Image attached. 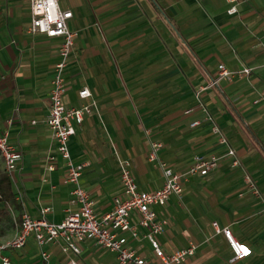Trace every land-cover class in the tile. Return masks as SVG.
<instances>
[{
  "label": "crops",
  "instance_id": "0c3cea01",
  "mask_svg": "<svg viewBox=\"0 0 264 264\" xmlns=\"http://www.w3.org/2000/svg\"><path fill=\"white\" fill-rule=\"evenodd\" d=\"M59 3L73 10L69 25L78 31L65 69V102H94L69 146L75 162H89L81 182L99 214L122 190L121 159L131 160L139 187L152 190L165 180L160 161L185 170L196 154L217 155L210 173L190 175L182 195L174 193L165 206H156L170 218L158 239L167 251L196 242V252L183 264H264V0H239L233 13L228 0ZM30 20V0H0V131L8 130L9 140L24 153L10 176V238L24 210L40 216L49 207L45 215L60 222L77 205L46 122L62 38L29 32ZM222 62L234 74L203 92L205 109L195 89L218 76ZM244 66L252 70L240 75ZM85 86L92 95L81 97ZM208 113L236 148L241 165L231 164ZM195 119L201 122L192 126ZM154 140L163 143L158 161L148 156ZM52 161L56 167L49 169ZM0 163L5 171L1 158ZM246 172L262 195L251 190ZM214 220L231 226L252 253L232 260L233 250ZM130 243L154 256L149 240ZM43 249L51 252V263L65 264L67 254L59 245L41 246L33 234L22 248L6 252L13 264H48ZM81 257L87 264H121L115 251L91 239L83 242Z\"/></svg>",
  "mask_w": 264,
  "mask_h": 264
},
{
  "label": "built area",
  "instance_id": "2783aa9c",
  "mask_svg": "<svg viewBox=\"0 0 264 264\" xmlns=\"http://www.w3.org/2000/svg\"><path fill=\"white\" fill-rule=\"evenodd\" d=\"M230 13L238 11L239 0H228ZM31 20L28 31L31 33H45L48 36H60L62 38L59 46L60 58L56 63L55 74L52 78V87L48 97V114L46 122L52 130V135L57 143V149L65 167L64 180L72 185L73 201L77 204L71 209L66 217L60 222L51 221L46 215L50 208L44 207L40 216H34L24 210L19 220V227L16 234L6 243H0V264H13V260L6 250L22 248L27 238L33 234L39 245L57 244L67 254L65 264H87L81 257L83 242L91 239L97 244L115 251L121 264H183L186 259L196 252L198 244L190 242L186 246L177 247L167 251L158 239V235L166 230L170 218L160 213L156 206H165L170 196L174 193H184L185 181L192 174L207 175L218 165L219 156H206L196 154L192 164L185 170H175L169 164L160 161L164 172V183L162 186L152 189H141L136 181L132 162L127 158L121 159L120 179L122 190L113 198V206L99 214L90 191L82 184L81 174L88 161L75 162L69 146L72 134L76 132L77 124L83 122L85 115L93 111V101L83 103L79 106H68L64 96L68 88L66 78V66L69 63L70 55L75 48L78 31L69 25L73 16V10L63 9L59 0H30ZM251 66H244L238 73L249 74ZM234 71L228 68L223 62L219 64V74L201 83L195 89L196 99L205 109L202 100L203 92L215 85L221 76H231ZM89 87L85 86L80 90L81 97L91 96ZM191 109H188L190 111ZM211 121L213 132L218 135L219 141L227 145L226 155L231 156V164L239 166L242 160L228 139V136L217 124L213 116L208 113L206 116ZM201 122L195 119L192 126ZM163 143L154 140L151 143L149 158L158 161L159 149ZM23 149L17 147L9 140V131H0V158L3 167L9 175L18 166L23 158ZM1 167V163H0ZM49 169L56 167L55 162L49 164ZM246 179L252 191L262 195L261 188L256 180L247 172ZM264 209V208H263ZM217 232H223L232 250V260L246 257L252 253L251 246L239 240L233 233L231 226L221 225L218 220L213 221ZM149 240L152 245L154 256L146 257L130 243V239ZM51 252L48 249L42 250V257L51 263Z\"/></svg>",
  "mask_w": 264,
  "mask_h": 264
},
{
  "label": "trees",
  "instance_id": "16d2710c",
  "mask_svg": "<svg viewBox=\"0 0 264 264\" xmlns=\"http://www.w3.org/2000/svg\"><path fill=\"white\" fill-rule=\"evenodd\" d=\"M6 171L0 169V201L3 206L0 207V215L10 213V199L14 197L12 180Z\"/></svg>",
  "mask_w": 264,
  "mask_h": 264
},
{
  "label": "rangeland",
  "instance_id": "374dc122",
  "mask_svg": "<svg viewBox=\"0 0 264 264\" xmlns=\"http://www.w3.org/2000/svg\"><path fill=\"white\" fill-rule=\"evenodd\" d=\"M3 206L0 201V207ZM10 210V209H9ZM20 216L17 217L19 220ZM11 222L14 223V219L11 218ZM10 213L7 215H0V243H6L10 241Z\"/></svg>",
  "mask_w": 264,
  "mask_h": 264
}]
</instances>
